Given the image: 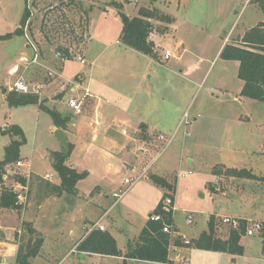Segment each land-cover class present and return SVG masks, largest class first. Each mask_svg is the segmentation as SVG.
Here are the masks:
<instances>
[{"label":"rangeland","instance_id":"obj_1","mask_svg":"<svg viewBox=\"0 0 264 264\" xmlns=\"http://www.w3.org/2000/svg\"><path fill=\"white\" fill-rule=\"evenodd\" d=\"M113 1H122V11L132 16L138 14L141 6L152 7L154 3V0H0V32L10 30L11 22L20 25L26 6L30 11V26L29 29L25 27V35L0 40V83L9 80L8 87L12 85L15 78L10 77L7 70L15 62L27 67L28 76H36L39 72L40 76L48 77L47 68L41 65L62 62L59 58H64L63 52L57 56V47L61 51L67 49L73 58L62 62L65 76L72 78L79 70L86 73L90 61L86 59L88 64H83L79 59L83 58L80 54L90 31L89 53L101 52L102 64L115 56L114 73L97 68L95 84L105 82L109 87L124 89L134 101L133 114L137 113V116L132 119L130 134L134 135L138 129L139 114L149 120L155 114L170 115L167 118L170 119L169 129L162 131L165 139L152 132L147 141L144 153L154 151L151 155L130 154L128 160L136 165L134 170L128 169L122 160L117 163L121 171L115 177L111 194L107 192L110 204L117 199L113 192L120 194L127 189L125 178H136L150 165L145 171L146 176L136 180L114 205L111 216L115 220L111 219V222L115 223L111 226L123 235V238L119 236L122 247L154 212L166 191L176 195L174 222L189 239L196 238L201 230L209 229L206 215L214 217L216 233L227 237L231 229L222 222L223 216L247 215L253 218L252 221H258L256 217L259 216L264 218V180L213 172L214 167H230L247 169L264 177V102L241 95L243 81L238 76L239 62L220 56L224 41L233 43L248 28L264 21V12L254 0H157L158 8L174 16L171 31L170 28L164 31L166 25L155 22V29L148 37L153 41L165 34L158 42L159 61L117 44L123 22L120 9L111 4ZM108 44L110 47L103 49ZM34 49L41 55L40 62L32 61ZM166 49H170L175 57L164 60ZM193 65L197 67L189 73ZM53 87L56 83L49 87L50 90ZM81 107L83 104L80 103V109L73 110L80 112ZM38 110L37 103L12 106L1 99L0 93V131L1 127L6 129L3 126L6 123L22 126L25 142L21 154L37 171L45 174L55 169L52 158L56 151L52 149L57 146L62 153L66 149L50 127V114L43 110L38 113ZM11 140L10 134H0V158ZM83 155L82 151H77L72 162L82 163L85 167L92 166L90 164L100 166V163L85 162ZM9 168L15 169V163L8 165ZM19 169L16 170L23 172ZM153 174L167 176L173 189L157 185L151 178ZM33 177L31 172L30 178ZM56 178L60 179L59 175L56 174L54 181ZM35 181L29 186L25 209L30 211L26 216L34 218L38 228L31 243L36 237H42L44 242L41 256L33 258L32 264L123 263L91 253L83 257L78 250L70 252L80 238L84 220L96 218L100 210L88 203L71 215L64 210L68 208L67 198L73 197L68 194L67 198L46 203L36 215L32 210H38L40 199L43 202L49 196L39 194V180ZM92 181V178L86 179L82 188L86 191L94 189ZM6 183L11 186L13 178ZM189 214L193 216L192 223L187 221ZM1 222L9 239L1 232L0 240L18 245L29 242L30 234L25 232L24 226L25 223L33 226L30 222L24 221L14 230L20 222L17 210L4 209ZM104 222L108 223L107 220ZM85 226L91 225L85 222ZM117 226L123 229L119 230ZM71 230L77 235L72 236ZM261 233L257 230L254 235L242 236L241 244L247 245V251L243 256L233 254L232 260L228 254L214 256L211 250L197 247L184 250L182 257L189 258L188 264H264ZM177 254L172 253L174 264H183ZM5 255L0 254V264H17L16 259L12 261V256ZM137 264L155 263L138 261Z\"/></svg>","mask_w":264,"mask_h":264},{"label":"crops","instance_id":"obj_2","mask_svg":"<svg viewBox=\"0 0 264 264\" xmlns=\"http://www.w3.org/2000/svg\"><path fill=\"white\" fill-rule=\"evenodd\" d=\"M116 2L123 5L122 1H116ZM155 3H157V0H154V3H153V6L157 7ZM128 16L134 17L132 15H128ZM11 23L12 24H10V30L7 29L8 31H1L0 35H3L7 32L8 33L13 32L19 26V24H16L15 22H11ZM172 24L173 23L169 24V27H168V29L170 28V31L172 29L171 28ZM90 26H91V22H90ZM90 26H89V30H90ZM89 32L86 35L87 40H86L83 52L82 54H80L81 56H83V58L86 61L83 64H88L86 59L90 61V69L86 73H84L85 71L79 70L76 74L73 75L72 78L64 75V65L62 64V62L69 61L73 58H70V59L59 58L60 61L62 62L41 65L47 68L48 77H44L45 75L40 76L39 72L36 73V76H31L32 74L28 76L26 74L27 67L21 66V72L24 73V77L26 81L29 83L33 93H37L39 95L40 100L43 101V104L46 107L50 109H54L55 111L62 113V117L67 118L65 127L63 128V127L56 126V124L54 123L53 117L50 115L51 116L50 127L52 131L55 133L57 129H63L67 136L68 145H71V152L68 158L66 159V164L70 166L71 168L76 169L77 172L87 173L85 178L79 180L76 183L78 194H70L73 196L71 198L70 197L67 198L69 194L67 192L63 193L61 196L46 194L49 197H47L46 200L43 201L44 203L42 202V198L40 197L41 199H40V205L38 206L39 207L38 210L36 211L32 210V212L38 215L46 203L52 202V201L57 202L59 201V199L64 198L65 196L68 199L69 204L67 206L68 208L67 209L65 208L64 210H66L69 214L71 213V215L76 213L79 210V208L83 206L84 204L91 203L94 205L95 208H99L100 215H98L96 218H92V219L87 218L86 220H84V223L87 222L88 225L90 224L91 226L84 227V223H83V228H82V233L80 235V238L77 240L78 242L71 248L70 252L75 253L77 251L76 248H77L79 241H81L88 234V232L92 229L94 225L98 224L95 228H99L100 226H103L104 228L103 230H107L111 233V235L116 239L118 248L123 253H125L126 250L128 249L129 242L138 237L142 228L145 226L148 218L146 219L144 224L138 227V232L133 236L132 239H129L127 241L126 246L122 247L119 239L123 238V235L118 234V232H116L114 227H112L115 221L112 223L111 219L113 220L115 219L113 216H111V214L114 209V205L117 204L119 199L123 196L126 190H128L131 187V185L125 182V180L130 177L125 178L124 182L125 184L128 185L127 189L122 191L120 194H118L117 192H113V197H116L117 199L114 200L110 204L111 199H110L109 193L111 194V191L113 190L112 187L115 184V177L119 175L121 171V167L117 163L118 161L122 160L124 161L128 169L134 170L136 168V165L129 162L128 160V158L130 157V154H132L133 152H136V154H140L141 152L144 153L145 152L144 149L147 148L146 146L147 141L149 140V137H151L152 132L156 134L159 133V137L165 139L164 137L165 134L162 131L169 129L168 122L170 119H167V118H170V115L165 114L166 116L165 115L163 116L162 114L160 115L155 114L154 115L155 117L149 120L148 118H146V116L143 117V116H140L139 114L138 119L140 122H138V129H136L134 135L130 134L129 127L132 123V119L133 117L137 116V113L133 114V110H134L133 104L134 103L132 102L134 101L130 100V97H128L129 94H127L124 89H120L116 86L109 87L105 82L98 83L97 85L95 84L97 68L103 69L106 73L107 72L111 74L114 73L115 65L113 66V62H115L114 60L115 56L110 57V59L105 61V64H102L101 59H100V56H102L101 52L93 53L94 52L93 51L89 53L90 47L88 46H89V41L91 40V36H92ZM164 35H162L159 39H153V42H154L153 47L155 51L157 52H159V48H160V46L158 45V42H160V39ZM120 37H121V34L119 35V38L116 41L117 44L126 49L130 48L121 42ZM110 44L106 45L103 49L109 48ZM224 44H226V41H224L222 46H224ZM27 46L30 47V45H27ZM222 46H221V50H222ZM133 50L136 51L137 54L138 53L142 54V52L140 51H137L135 49ZM42 55H44V53H42ZM40 56L41 55L38 54L37 50L34 49V55L32 57V61L36 57V61L40 62L39 61ZM150 57L153 58L152 56ZM172 57H175V54L173 52H172V56L167 60H170ZM75 58H79V56ZM158 60L161 61L160 57L158 58ZM14 64H16V62L13 63L12 66ZM12 66H9L8 69ZM56 66L58 67L56 68ZM196 67L197 65H193L188 70V72L189 73L193 72L196 69ZM49 75H54V76L49 77ZM8 82L9 80H7V83ZM7 83L5 84L0 83V93H1V99L3 101H6V95L3 92L2 87H5L8 90H10V86L8 87ZM55 83H56V87H53L50 90L49 87ZM86 89H88V92H86ZM47 91H49L50 93L49 95L45 94ZM68 96L76 98L78 102L81 103V105L83 104V107H81L80 112L73 110V108H71L68 105L67 103ZM108 104H114V106L109 107ZM37 105L40 111L43 110L39 104ZM39 110H38V113H40ZM43 111L48 113V111L46 110H43ZM9 125H10L9 123H6L3 126H5V128H8ZM152 125H155L157 128L153 129L151 127ZM20 127L22 128V126ZM22 130L23 132H25L23 128ZM52 150L56 152H61V150L57 148V146L56 148H53ZM77 151H82L84 153L83 160L85 162L91 161L97 164L100 163V166L97 167V166H94V164H90L92 166L85 167V166H82V163H77V164L73 163L71 159L74 153H76ZM21 152L22 150L20 149V158L24 161L25 165L21 167L19 170L25 173L32 172L35 177L39 176L43 178L46 174H52V178L50 179L52 181L50 180L48 181L54 184H60L61 179L56 178L57 181H54L56 174L58 176V173L55 169L53 172H46L45 174H42L40 171H37L36 168H34L31 162L27 161L28 160L27 157L22 156ZM153 152L151 150H148V152L144 154L151 155ZM52 162H54V158H52ZM149 166L140 171V173L138 174L140 178L142 176H146L145 171L149 170ZM138 175L137 177H139ZM155 175H159L165 178L169 183H171L167 176L161 175V174H155ZM89 178H92L93 180L91 185H94V189L86 191L84 188H82L81 184L85 182L86 179H89ZM41 193H44V192L39 191V194ZM165 193H168V192L166 191ZM169 194H171V192ZM173 196L175 200V209H174V214H175V211L177 209V206H176L177 199H176V195H173ZM3 210L4 209L0 210V230L3 232V236L6 239H9V237H6L8 236V234L5 232L4 226L1 222ZM28 211L30 210L25 209L20 212L18 211L20 213V222L18 225H16L14 230L15 229L17 230L18 227L21 226L22 223H24V221H26V222H30L33 225L32 227L38 231V228L36 227V224H35L36 223L35 219L29 218L26 216V213H28ZM63 215L64 214H62L60 218H62ZM206 218L209 221L211 217L206 215ZM239 218L248 219L251 221L253 220L252 217L247 216V215H241L239 216ZM256 218L258 221L264 223L263 217L259 216ZM105 220H107L108 223H105L104 222ZM24 228L26 229V226H24ZM116 228L119 230L123 229V228H120V226H117ZM206 230L208 229L201 230L196 238H198L201 235V233ZM180 233L184 234L182 230H180ZM215 234L223 239L228 238L227 236L218 235L216 233V228H215ZM71 235L76 236L77 235L76 231L71 230ZM125 236L127 237V235ZM196 238H192V239H196ZM5 246H7V248H5ZM243 246H244V253L240 256H243L247 251V245H243ZM192 248L193 247L191 248L180 247L178 249L170 250L168 264H174L176 262L172 256L173 252L178 253L177 256L181 257L182 254L184 253V250L191 251ZM17 250H18L17 243H13L8 240H0V254L2 253L4 256H6L5 254H8V256H12L11 257L12 261L16 259L15 254H17ZM206 251H210V250H206ZM210 252H212L214 256L215 255L223 256L222 254L224 255L228 254L229 256H231L230 257L231 260L233 257V254H230L227 252H221V251H210ZM261 252H262V249H261ZM82 253H83L82 255L83 257H86V255L90 254L89 252H82ZM91 254H95V253H91ZM96 255H99L102 257H110L117 261L123 262V263H118V264H137L138 261H142V260L124 259L123 256H111V255H100V254H96ZM38 256H41V253ZM32 259L33 258L30 259L31 264H32ZM60 262L62 263V261ZM154 263L162 264L159 262H154ZM232 264H236V263H232Z\"/></svg>","mask_w":264,"mask_h":264},{"label":"trees","instance_id":"obj_3","mask_svg":"<svg viewBox=\"0 0 264 264\" xmlns=\"http://www.w3.org/2000/svg\"><path fill=\"white\" fill-rule=\"evenodd\" d=\"M254 2L264 12V0H254ZM111 4H115L120 9L119 13L123 22L120 37L121 42L158 60L159 54L150 45L148 37L155 29V22L165 24L166 27L163 29L165 31L168 29L169 24L173 23L174 17L158 7L145 5L138 9L136 16L130 17L122 11L121 4L116 1L111 2ZM29 18L30 11L28 6H26L20 20V25L13 32L0 35V40L10 39L14 35H25V27L29 29L30 26V23H28ZM57 49L58 52H63L64 58H71L67 49H63V51H61L60 47H57ZM220 56L226 60H236L239 62L238 76L243 81L241 95L264 102V21L248 28L243 35L238 36L235 42L225 44ZM2 90L10 105L20 106L27 103H37L53 117L56 126L65 127L67 118H63L62 113L46 107L37 93H20L15 90H8L5 87H2ZM0 134H10L12 137L11 142L5 148L4 157L0 158V210L15 209L20 212L25 207L19 203L17 192L12 187L3 184L2 175L7 171L8 165L16 163L21 159L20 149L25 142L24 132L20 125L13 124L6 129L1 127ZM70 152L71 145H69L68 153L56 152L55 157H53L54 168L61 179L60 184H54L43 177L36 176L32 179L30 178L29 186L34 185L36 179L39 180L37 184L39 191L46 192L45 194L47 195L61 196L65 192L78 194L76 183L85 178L87 173L77 172L76 169L66 164V159L70 155ZM219 168L214 167V174L264 180L263 176L259 177L247 169ZM13 178L21 181L23 184H26L28 181L19 173H15ZM151 178L159 186L169 190L173 189V184L169 183L165 178L155 174ZM168 194L165 193L163 195L154 212L148 217L138 237L129 242L125 253L118 248L116 239L109 231L99 228H92L79 241L76 250L100 255L123 256L124 259L159 262L162 264L169 261V253L172 247H197L204 250L221 251L235 255H242L244 253L241 238L244 236L245 226L241 228V231L231 230L229 237L223 239L215 234L214 217H211L209 220L208 230L203 231L198 238L190 239L189 242H186L181 234H179L180 230L174 222V210L166 211L163 209V199ZM152 214H158L161 217L158 220H154L151 218ZM166 225L170 226L172 232L177 234L164 231ZM25 226L27 227L25 232L30 234V240L27 244L19 243L16 254L17 264H31L30 259L40 254L44 242L42 237H36L34 242L31 243L36 230L29 223H25ZM261 237L262 252L264 254V228Z\"/></svg>","mask_w":264,"mask_h":264},{"label":"built area","instance_id":"obj_4","mask_svg":"<svg viewBox=\"0 0 264 264\" xmlns=\"http://www.w3.org/2000/svg\"><path fill=\"white\" fill-rule=\"evenodd\" d=\"M61 52H57V56H60ZM172 56V52L170 49H167L164 53V59L167 60ZM33 61H36V57L33 59ZM81 63H85L84 58H80ZM8 75L12 78H15L14 82L12 85H10V90H15L20 93H31L33 92L29 83L26 81L23 73L21 72V65L19 63L14 64L12 67L8 69ZM86 92H88V89H86ZM87 95V94H86ZM67 103L71 108H74L76 110L80 109V102L74 97H67ZM24 161L22 159L18 160L15 163V169H7V171L2 175V180L3 184H7L6 181H8L10 178H13L15 173H19L21 176L25 177L28 181L26 184H23L21 181H18L13 178V183L12 185H8L9 187H12L15 192H17V198L20 204H23L24 207L27 204V199H28V192H29V181H30V173H23V172H18L16 169L23 167ZM45 179L50 180L52 178V174H46L44 176ZM140 178L136 177H130L125 180L126 183L129 185H132L135 183L136 180ZM1 186V183H0ZM163 209L166 211L174 210L175 209V200L174 196L172 194H168L164 199H163ZM161 217V215L158 214H152L151 218L154 220H158ZM193 216L191 214L188 215L187 221L188 223H192ZM245 221V222H244ZM222 222L226 224L231 230L234 231H241V228L245 226V233L244 235H254L257 230L262 231L264 228V225L260 221H251L248 219H242L239 217L235 216H223ZM98 224L94 225L92 228H95ZM101 230H103V226L99 227ZM164 231L170 232L171 234H177L175 232H172L170 226H165ZM181 234L182 238L186 241L189 242L190 239L187 238L185 234ZM180 247H172V249H178ZM180 262L183 261V264H188L189 260L187 257H180ZM165 264H168L165 263Z\"/></svg>","mask_w":264,"mask_h":264},{"label":"water","instance_id":"obj_5","mask_svg":"<svg viewBox=\"0 0 264 264\" xmlns=\"http://www.w3.org/2000/svg\"><path fill=\"white\" fill-rule=\"evenodd\" d=\"M150 45L154 46V42L150 41ZM56 136L60 139V141L63 143V145L65 146L66 149V153H68L69 151V145H68V140H67V136L64 132L63 129H57L55 132Z\"/></svg>","mask_w":264,"mask_h":264}]
</instances>
